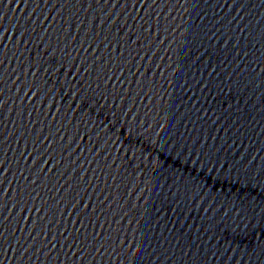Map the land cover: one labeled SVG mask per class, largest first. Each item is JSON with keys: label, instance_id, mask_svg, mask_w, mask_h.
<instances>
[{"label": "water", "instance_id": "95a60500", "mask_svg": "<svg viewBox=\"0 0 264 264\" xmlns=\"http://www.w3.org/2000/svg\"><path fill=\"white\" fill-rule=\"evenodd\" d=\"M0 264H264V0H0Z\"/></svg>", "mask_w": 264, "mask_h": 264}]
</instances>
